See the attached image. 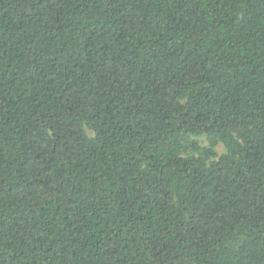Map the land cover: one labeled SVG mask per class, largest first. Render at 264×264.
<instances>
[{
  "label": "trees",
  "instance_id": "16d2710c",
  "mask_svg": "<svg viewBox=\"0 0 264 264\" xmlns=\"http://www.w3.org/2000/svg\"><path fill=\"white\" fill-rule=\"evenodd\" d=\"M0 264H264V0H0Z\"/></svg>",
  "mask_w": 264,
  "mask_h": 264
},
{
  "label": "rangeland",
  "instance_id": "374dc122",
  "mask_svg": "<svg viewBox=\"0 0 264 264\" xmlns=\"http://www.w3.org/2000/svg\"><path fill=\"white\" fill-rule=\"evenodd\" d=\"M218 150H219L220 152H222L223 148H222V147H220Z\"/></svg>",
  "mask_w": 264,
  "mask_h": 264
}]
</instances>
